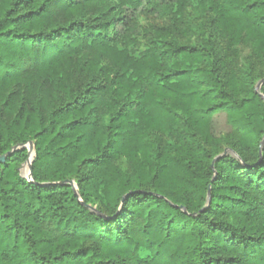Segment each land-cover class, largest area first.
<instances>
[{"label":"trees","instance_id":"obj_1","mask_svg":"<svg viewBox=\"0 0 264 264\" xmlns=\"http://www.w3.org/2000/svg\"><path fill=\"white\" fill-rule=\"evenodd\" d=\"M163 1L139 49L142 0H0V264H264V0Z\"/></svg>","mask_w":264,"mask_h":264},{"label":"rangeland","instance_id":"obj_2","mask_svg":"<svg viewBox=\"0 0 264 264\" xmlns=\"http://www.w3.org/2000/svg\"><path fill=\"white\" fill-rule=\"evenodd\" d=\"M128 14L130 17L129 25L135 29L133 31V35L137 38L136 43L139 49H145L149 45V36L154 28L169 24L171 20L175 17L181 16L180 10H178L173 3L170 1L164 2L163 0H142V6L138 8H130L128 9ZM186 15L188 17V23L200 22L205 23L209 20L210 14H207V9L199 0H192L187 8ZM181 26V21L179 22ZM194 27V26H192ZM118 30L121 33H124L125 27L123 25L118 26ZM219 45L222 50H224L227 45L224 39H219ZM239 54L234 56L229 50L228 47L225 51V58L228 64V67L231 69H235L236 67H248L250 68L251 59H253L252 64L256 73H264V60H256L253 58L252 49L250 43H242L238 47ZM255 83V87H257L258 83ZM261 90V87L259 91ZM264 100V99H263ZM229 127L225 123L224 116H220L216 121V132H227ZM30 145H32L34 150V142L30 141ZM222 152L227 150L231 154H234L231 150L232 148L228 147V145L224 142L221 145ZM117 164L122 167L124 170H131L132 164L129 160L121 156L117 160ZM21 174L26 177L28 175V163L26 161L20 167ZM77 188V185L75 184Z\"/></svg>","mask_w":264,"mask_h":264},{"label":"water","instance_id":"obj_3","mask_svg":"<svg viewBox=\"0 0 264 264\" xmlns=\"http://www.w3.org/2000/svg\"><path fill=\"white\" fill-rule=\"evenodd\" d=\"M264 83V79L262 80V81H260L259 83H258V85H257V87H256V91H257V93H259V95L264 99V94H262L260 91H259V89H260V87H261V85ZM264 145V140H263V142H262V144H261V147ZM25 147H27L28 148V153H29V157H28V159L26 160V163L27 162H29V164H30V178H27V179H29V180H32L33 179V168H32V163H33V160H34V157H35V147H34V152H33V158L30 160V153H31V147H32V145H30V141H29V143L27 144V145H24ZM33 148V147H32ZM15 149H17V147H15L13 150H15ZM232 151V150H231ZM233 152V151H232ZM228 153V151L227 150H225L224 152H223V154L222 155H225V154H227ZM234 153V152H233ZM6 155L7 154H5V155H0V161H3L4 159H5V157H6ZM215 179V177L213 178V180ZM66 183H68V184H73V187H74V189H75V194L76 195H78V192H77V188L75 187V184H74V181L73 180H67V181H65ZM65 182H62V183H65ZM90 208H92L93 210H95V207H91L90 205H88Z\"/></svg>","mask_w":264,"mask_h":264},{"label":"bare ground","instance_id":"obj_4","mask_svg":"<svg viewBox=\"0 0 264 264\" xmlns=\"http://www.w3.org/2000/svg\"><path fill=\"white\" fill-rule=\"evenodd\" d=\"M31 153H30V160L33 158V152H34V150H33V148L31 147ZM28 163V175H27V177H29L30 176V164H29V162H27Z\"/></svg>","mask_w":264,"mask_h":264}]
</instances>
